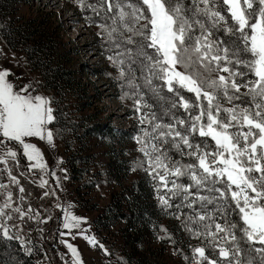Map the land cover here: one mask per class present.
Segmentation results:
<instances>
[{"label":"snow or ice","instance_id":"6c2138e0","mask_svg":"<svg viewBox=\"0 0 264 264\" xmlns=\"http://www.w3.org/2000/svg\"><path fill=\"white\" fill-rule=\"evenodd\" d=\"M69 2L96 27L101 55L113 69L105 75L137 122L132 140L140 155L127 170L146 174L160 213L177 222L169 229L152 221L156 239L185 264H264V0ZM12 75L0 68V173L7 176L0 182V242H16V251L30 256L33 233L43 238L42 226L53 219L13 174L26 158L28 172H39L42 196L55 197L62 213L56 216L67 250L61 258L70 253L71 264H83L68 235L110 256L83 227L87 218L47 190L46 176L62 188L57 168L68 179L62 158L50 167L32 142L56 147L53 99L36 94L31 80L15 84ZM184 237L197 241L187 243L190 255Z\"/></svg>","mask_w":264,"mask_h":264},{"label":"trees","instance_id":"16d2710c","mask_svg":"<svg viewBox=\"0 0 264 264\" xmlns=\"http://www.w3.org/2000/svg\"><path fill=\"white\" fill-rule=\"evenodd\" d=\"M31 2L0 0V39L8 50L24 56L27 69L38 77L37 88L53 99L57 116L53 126L59 129L56 141L65 156L63 165L68 182L78 206L95 212L91 225L98 241L111 253L105 256L97 247L103 264H113L117 257H122L124 264H181L162 258L161 249L173 251L172 246L157 240L151 227L152 221H158L172 229L177 222L160 213L143 180L144 174L132 177V172L127 170V162L132 159L127 148L132 136L113 127L109 118L102 117L103 110L95 105L100 92L91 94L89 84H83L82 70L78 68L81 66L74 63L76 53L64 41L58 17L52 11L10 17L15 5ZM95 37L102 52L99 37ZM100 72L95 70L94 75ZM116 90L119 97L120 90L117 87ZM97 185L109 189L106 204L99 208L91 196ZM235 219L238 221V215ZM184 240V252L190 255L187 243L197 241H187V237ZM18 247L16 242L6 247L0 242V264L40 262L39 246L30 256L17 252Z\"/></svg>","mask_w":264,"mask_h":264},{"label":"rangeland","instance_id":"374dc122","mask_svg":"<svg viewBox=\"0 0 264 264\" xmlns=\"http://www.w3.org/2000/svg\"><path fill=\"white\" fill-rule=\"evenodd\" d=\"M43 13L52 11L57 17L59 22L62 24L63 28V38L68 44L69 48L76 53L74 56V63L78 67L80 76L82 78L83 84H89L88 91L94 94L96 91L100 92V96L96 101L100 109L103 110L102 117L109 118L110 124L116 129L126 130L133 136L137 129V122L131 118L132 112L131 108L126 104H122L120 99L117 97V90L115 83L105 75V72H111L108 66V61L105 59L104 55H101V50L97 43V38L95 33L97 31L96 27L93 25L89 27L84 19L83 14L69 2V0H32L30 4H17L12 10L11 18L17 17H27L35 16L38 12ZM0 68L10 69L14 74L9 77L15 84L23 86L29 80L33 82V89L36 94H43L47 96L44 92L37 88L38 77L35 73L30 72L25 64V58L22 54L18 52H13L8 50L4 43L0 39ZM95 70H101L96 76L94 75ZM130 104V102H128ZM32 142L37 143V146L41 148L45 155V160L50 167H55L56 158H62L64 160V153L55 139V149H51L46 142L39 141L37 138H32ZM135 144L133 140L128 141V150L131 151V158L140 155L135 150ZM22 156V151H21ZM11 163V162H10ZM28 161L26 158H22L20 162L19 170H13V174L17 175L21 183L26 188L27 192H31L32 196L29 197L32 204L40 209V211L47 210L53 217L52 221L42 227L45 228V233L43 238H41L39 232L33 233V239L36 246L40 247V264H71L70 253L61 258V255L66 253L67 250L63 244L60 243L59 233L56 231L57 221L56 216L60 215L62 218V213L59 209L54 207L55 197H43L42 193L44 189L38 186L39 172L29 173L27 170ZM63 168L65 166L61 165ZM3 165H0L2 169ZM66 169V168H65ZM20 172H24V176H20ZM144 174V182L147 188L152 192V200L156 202L155 195L152 190L151 184L148 182L146 174L142 171L132 172V177L138 174ZM57 175L61 177L62 188H56V181L51 178V176H46L45 178L49 180L48 189L49 191H55L60 197V202H67L72 205V211L76 215L87 218V223L83 225L84 228H90L88 232L89 235H95L93 227L91 225V220L95 215L94 211H86L81 209L76 201V196L73 193L72 187L70 186L68 179H63L64 173H61L57 168ZM68 176V175H67ZM36 180L37 183H30V180ZM0 182H7L6 174L0 173ZM125 185L128 186V181H125ZM103 193V195H101ZM109 189L106 187L99 186L92 192V197L94 201L99 206L106 204L108 199ZM0 202H2V197H0ZM33 227H35L33 225ZM97 238V237H96ZM69 242L73 243L78 247L81 253L83 264H103L104 259L100 254L98 248H93L88 245L87 242L81 236L68 235L64 237ZM194 244V243H192ZM154 246L159 247L158 242H154ZM162 246V245H161ZM163 248V246H162ZM164 249V248H163ZM163 252L161 249L162 258L168 260L169 262L179 261L181 264H185L184 259L180 258V255H173V251Z\"/></svg>","mask_w":264,"mask_h":264}]
</instances>
